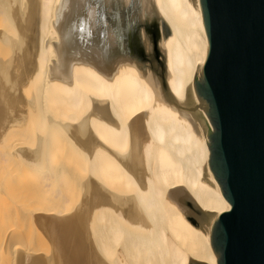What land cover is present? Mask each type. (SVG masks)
Returning <instances> with one entry per match:
<instances>
[{"label":"bare ground","instance_id":"1","mask_svg":"<svg viewBox=\"0 0 264 264\" xmlns=\"http://www.w3.org/2000/svg\"><path fill=\"white\" fill-rule=\"evenodd\" d=\"M207 50L199 0H0V264H217Z\"/></svg>","mask_w":264,"mask_h":264},{"label":"water","instance_id":"2","mask_svg":"<svg viewBox=\"0 0 264 264\" xmlns=\"http://www.w3.org/2000/svg\"><path fill=\"white\" fill-rule=\"evenodd\" d=\"M208 40L193 88L208 166L230 207L210 231L217 264H264V0H199Z\"/></svg>","mask_w":264,"mask_h":264},{"label":"snow or ice","instance_id":"3","mask_svg":"<svg viewBox=\"0 0 264 264\" xmlns=\"http://www.w3.org/2000/svg\"><path fill=\"white\" fill-rule=\"evenodd\" d=\"M133 38H134V36H130V37H129L130 40L133 39ZM143 39H144L145 46H147V44H148L147 37L144 36Z\"/></svg>","mask_w":264,"mask_h":264},{"label":"rangeland","instance_id":"4","mask_svg":"<svg viewBox=\"0 0 264 264\" xmlns=\"http://www.w3.org/2000/svg\"><path fill=\"white\" fill-rule=\"evenodd\" d=\"M17 246V245H16Z\"/></svg>","mask_w":264,"mask_h":264}]
</instances>
